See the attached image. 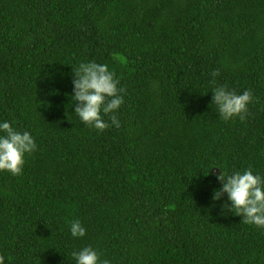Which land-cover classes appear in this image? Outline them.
Listing matches in <instances>:
<instances>
[{"label": "trees", "instance_id": "16d2710c", "mask_svg": "<svg viewBox=\"0 0 264 264\" xmlns=\"http://www.w3.org/2000/svg\"><path fill=\"white\" fill-rule=\"evenodd\" d=\"M92 59L124 89L103 133L70 95ZM215 70L254 92L244 121L213 105ZM0 119L38 145L22 175L0 172L6 264H75L86 244L111 264H264V229L217 179L264 175V0H0Z\"/></svg>", "mask_w": 264, "mask_h": 264}, {"label": "clouds", "instance_id": "9594fccd", "mask_svg": "<svg viewBox=\"0 0 264 264\" xmlns=\"http://www.w3.org/2000/svg\"><path fill=\"white\" fill-rule=\"evenodd\" d=\"M74 79L71 99L78 102L74 113L90 129L103 133L111 126L119 127L117 112L124 102V89L119 77L107 63L95 59L81 61L72 66ZM213 105L224 121L239 118L244 121L249 115V105L254 101V92L233 90L224 84H216L219 70L212 72ZM108 117V119H105ZM110 121V123H109ZM38 148L36 138L28 130L19 129L15 121L0 119V172L20 176L24 172L28 155ZM215 166V165H214ZM218 167V166H217ZM217 175L222 181V191L228 194L233 214L242 217L246 225L264 229V175L254 172L251 166L242 169H223ZM221 192H214L213 199H219ZM70 236L79 240L87 230L79 220L70 223ZM75 264H111L102 259L101 253L91 244L73 248L70 253ZM11 256H7L10 264ZM0 264H6V255L0 254Z\"/></svg>", "mask_w": 264, "mask_h": 264}]
</instances>
